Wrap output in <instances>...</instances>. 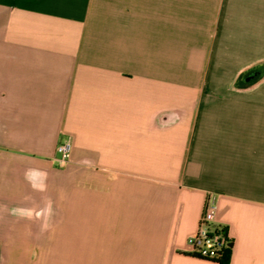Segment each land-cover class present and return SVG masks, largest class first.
<instances>
[{
  "label": "crops",
  "instance_id": "1",
  "mask_svg": "<svg viewBox=\"0 0 264 264\" xmlns=\"http://www.w3.org/2000/svg\"><path fill=\"white\" fill-rule=\"evenodd\" d=\"M262 61L264 0H0V264H216L208 194L264 264Z\"/></svg>",
  "mask_w": 264,
  "mask_h": 264
},
{
  "label": "built area",
  "instance_id": "2",
  "mask_svg": "<svg viewBox=\"0 0 264 264\" xmlns=\"http://www.w3.org/2000/svg\"><path fill=\"white\" fill-rule=\"evenodd\" d=\"M70 142L69 140L58 143L56 152L59 157L56 162L63 166L66 164L69 157ZM217 207L213 195L208 194L204 201L202 213L200 215L197 228L194 234L189 239L190 250H199L202 256L211 255L213 249L224 243L223 237L213 233L211 225L215 223ZM230 236V234H229ZM231 237V236H230Z\"/></svg>",
  "mask_w": 264,
  "mask_h": 264
},
{
  "label": "trees",
  "instance_id": "3",
  "mask_svg": "<svg viewBox=\"0 0 264 264\" xmlns=\"http://www.w3.org/2000/svg\"><path fill=\"white\" fill-rule=\"evenodd\" d=\"M264 74V61L260 62L253 68L249 69L240 80L244 83H256L258 82ZM213 229V233L216 235H220L224 239V243L216 246L213 249L211 255L202 256L199 253V250H190L188 251V255L203 261H208L216 264H229L230 255L232 252L234 240L229 236L228 227L222 224H213L211 225Z\"/></svg>",
  "mask_w": 264,
  "mask_h": 264
},
{
  "label": "rangeland",
  "instance_id": "4",
  "mask_svg": "<svg viewBox=\"0 0 264 264\" xmlns=\"http://www.w3.org/2000/svg\"><path fill=\"white\" fill-rule=\"evenodd\" d=\"M248 99H256V100H262V99H264V90H262L260 92H257V93H255L253 95H251L250 97H248ZM65 165H63V166H65ZM63 166H60L59 165V167H63Z\"/></svg>",
  "mask_w": 264,
  "mask_h": 264
}]
</instances>
